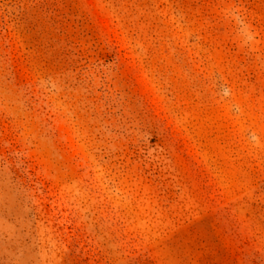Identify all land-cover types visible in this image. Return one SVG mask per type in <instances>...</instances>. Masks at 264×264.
I'll list each match as a JSON object with an SVG mask.
<instances>
[{"label":"rangeland","instance_id":"rangeland-1","mask_svg":"<svg viewBox=\"0 0 264 264\" xmlns=\"http://www.w3.org/2000/svg\"><path fill=\"white\" fill-rule=\"evenodd\" d=\"M0 264H264V0H0Z\"/></svg>","mask_w":264,"mask_h":264}]
</instances>
